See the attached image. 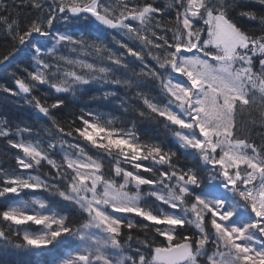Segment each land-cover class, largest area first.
<instances>
[{"label": "snow or ice", "instance_id": "snow-or-ice-1", "mask_svg": "<svg viewBox=\"0 0 264 264\" xmlns=\"http://www.w3.org/2000/svg\"><path fill=\"white\" fill-rule=\"evenodd\" d=\"M22 7L37 15L22 23ZM0 31L12 41L0 66L24 65L0 99L48 125L42 140L0 121L18 150L0 168V248L44 264H264V137L235 119L257 106L264 127V0H0ZM92 84L178 148L142 139L135 120L65 114Z\"/></svg>", "mask_w": 264, "mask_h": 264}, {"label": "trees", "instance_id": "trees-1", "mask_svg": "<svg viewBox=\"0 0 264 264\" xmlns=\"http://www.w3.org/2000/svg\"><path fill=\"white\" fill-rule=\"evenodd\" d=\"M20 0H17L19 3ZM168 0H156V4L160 7H164ZM167 10V9H166ZM21 22H25L35 15H37L36 10L30 7H22L19 9ZM236 17V12L231 14ZM168 17H165L167 19ZM237 22L244 26L245 28L254 27L250 25L246 19H238ZM81 27H84L83 25ZM95 25L91 28L95 29ZM94 36H101L103 39L105 34L102 32L93 31ZM12 47V41L5 35L3 31H0V53H5L9 51ZM24 65L17 61L12 62L7 66H0V83L12 86L11 73L17 72L18 68H22ZM22 73L17 72V75ZM113 91L118 93V97H123L125 95V90L122 88H117L116 86H109ZM150 87H155V85H150ZM102 88L99 84H92L85 86L84 89L78 91L76 95L71 93L66 95L67 108L63 110L65 114L69 112H79L81 108L87 107L94 111H99L105 113L107 116L113 118L116 121L117 126L130 127V120L136 121V128L138 134L142 139H159L162 141L166 147L176 150L178 145L164 128L163 123L149 119V118H137V116L129 111L125 113L122 108L116 103L114 99L103 100L100 99ZM45 89H41L40 92L36 93L40 95ZM155 94V93H154ZM3 94H0L2 97ZM70 118V117H68ZM237 127L241 130V135H249L248 131L245 129H250V136L253 141L257 144L261 143V137H264V127L261 126L260 112L257 106L252 108L244 109L243 111H238L235 116ZM0 121H7L8 124L14 129L16 125H27L33 128L34 131L40 133V138L46 139L48 133L44 132L43 129L48 127L45 120L39 119L37 113L28 105L23 104L22 101H17L14 98L7 101L0 99ZM12 139H18L17 137H11ZM27 138V137H26ZM18 150L12 149L8 145L7 140L0 138V168L5 171L11 172L15 167L14 156L17 154ZM181 165L187 164L191 166L190 161H184L181 159ZM42 198L47 197V193H39ZM28 199L29 197H25ZM4 201L0 198V206H3ZM143 239L144 236L141 235ZM148 238L151 240L154 238V234L150 231L148 233ZM156 243L160 244L163 238L155 237ZM144 251H147L144 249ZM45 257H33L31 255H24L22 250L8 248H0V264H44Z\"/></svg>", "mask_w": 264, "mask_h": 264}]
</instances>
